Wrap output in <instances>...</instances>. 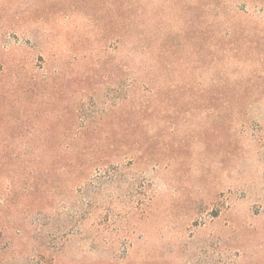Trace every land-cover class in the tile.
<instances>
[{
	"label": "rangeland",
	"instance_id": "rangeland-1",
	"mask_svg": "<svg viewBox=\"0 0 264 264\" xmlns=\"http://www.w3.org/2000/svg\"><path fill=\"white\" fill-rule=\"evenodd\" d=\"M0 264H264V0H0Z\"/></svg>",
	"mask_w": 264,
	"mask_h": 264
}]
</instances>
